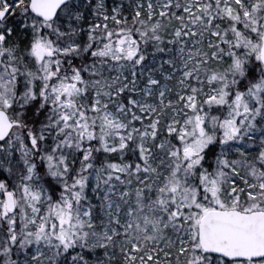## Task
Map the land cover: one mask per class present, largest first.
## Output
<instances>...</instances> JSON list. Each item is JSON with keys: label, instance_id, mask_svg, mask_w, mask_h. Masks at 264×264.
I'll return each instance as SVG.
<instances>
[{"label": "snow or ice", "instance_id": "obj_1", "mask_svg": "<svg viewBox=\"0 0 264 264\" xmlns=\"http://www.w3.org/2000/svg\"><path fill=\"white\" fill-rule=\"evenodd\" d=\"M0 264H264V0H0Z\"/></svg>", "mask_w": 264, "mask_h": 264}]
</instances>
